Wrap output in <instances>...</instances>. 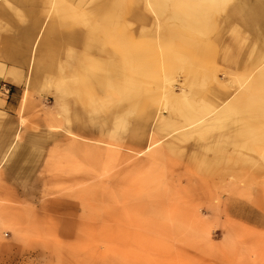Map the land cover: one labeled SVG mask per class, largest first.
Listing matches in <instances>:
<instances>
[{"label": "rangeland", "instance_id": "374dc122", "mask_svg": "<svg viewBox=\"0 0 264 264\" xmlns=\"http://www.w3.org/2000/svg\"><path fill=\"white\" fill-rule=\"evenodd\" d=\"M258 11L264 0H0V66L21 79L0 76V264H105L96 245L120 255L112 264H264V190L249 185L264 179L221 176L219 149L206 160L194 126L167 123L182 120L170 94L202 107L240 91L246 63L234 59L264 51L249 36L262 28L243 15ZM104 15L112 29L98 27ZM84 76L97 95L75 88ZM90 104L124 110L100 133ZM146 108L162 110L148 120ZM138 127L142 139L119 146ZM188 132L179 152L147 157L152 141ZM232 197L249 206L230 212ZM132 252L136 263L124 260Z\"/></svg>", "mask_w": 264, "mask_h": 264}, {"label": "bare ground", "instance_id": "6f19581e", "mask_svg": "<svg viewBox=\"0 0 264 264\" xmlns=\"http://www.w3.org/2000/svg\"><path fill=\"white\" fill-rule=\"evenodd\" d=\"M153 1L154 0H146L149 4ZM243 15L248 22L256 24L258 27L262 28L256 31V35L255 29L254 31L249 30L250 38L255 37L252 43L256 40V44H261L264 40V14L258 11ZM102 18L103 22L98 27L100 29H112L111 19L106 15ZM25 34L27 36H32L33 32L29 29L25 32ZM39 43L40 38L37 37L31 49L26 82L31 81V71H33V66L35 64ZM258 46L263 49L261 45ZM244 51L245 50H241V53L236 59H234L233 63L235 66H241L246 63V68L243 72L244 76L238 75L235 77L236 80L234 79L237 81L238 87H240V91L237 94L230 92V90L225 91L221 89L222 92L218 91L217 95H215V100H204L202 107H200L201 105L199 107H194L191 104H188L194 109L187 106V104H185V106H181L182 104H179L182 100L184 101L188 99L186 97H181L185 94L178 96L170 94L172 100H168V109L170 112L172 111V114H178L182 120L178 119L175 115L177 120H169L167 123H175L182 128L188 125L194 126L193 132L206 138V142L199 140L196 145V149L198 150L197 153L204 151L200 153L199 156H203L206 160L211 157V151L219 149L220 156H218V159L221 168V176L225 178H228L229 176L236 177V174L239 171L244 170L245 173H252V179H257L259 177L264 179V51L250 50L252 51L250 56H247V52ZM21 54H23L21 62L26 66L28 64L27 50L19 52V55ZM0 76L3 80L11 84L21 81L15 71L7 70L3 66H0ZM95 79V76L92 78H86V76H84L81 78V81H75V88L79 89L80 87H84V92H91V94H93L92 91H94L95 95H97L96 88L94 86H97L99 83L95 81ZM171 81V79L165 78L162 83L166 86L169 92H172L173 85ZM106 84L110 87L111 84L113 85V82L107 81ZM210 87L211 89H206L207 94L209 89L211 94H216L214 91H216L215 88L217 86L212 84ZM95 95L90 97L95 99L97 98ZM231 95L234 97L229 99ZM25 99L26 92L23 93L22 102H24ZM123 110V107H118V110H114L112 112L110 111L105 114L98 113L96 115L97 108H94L93 104H90L89 109L90 113L93 114V118H96L94 125L97 124L96 129L99 128L100 133H105L107 131L106 128H109L105 126H108V121L111 119L112 114L116 113L119 115ZM161 110L162 109L158 108L154 110L152 108H146L143 111V114L148 120H154L158 112L161 113ZM123 119L124 117L122 120ZM85 123L82 124L84 128H86ZM214 130L215 132H218V135L210 137L208 132L213 133ZM193 132H188L181 136L177 135L175 136L178 138L177 140L172 139L163 147L156 146L152 149V145L155 143L152 141L147 146V151H149L147 157L152 155L150 159H153L157 155L179 152L180 149L183 148L189 141L188 139L193 136ZM142 133V128H132L129 136H118L123 141V143L119 146L125 147L129 143L141 140ZM155 151L158 152L155 153ZM191 156L196 155L192 153ZM232 159L234 160L233 163H231ZM248 175H245L246 180L249 178ZM252 183H256L257 185L259 184L260 188L264 190V182H251L249 185ZM219 204L220 203L216 204V206L219 207ZM240 204L249 206L247 203L242 202L236 197H232L228 203L227 210L235 214V208ZM91 248V252L99 254L96 261H103L105 264H112L113 261L120 257L119 254H110L109 252L111 251V248L109 247L96 245ZM93 253H91V256H93ZM101 253L102 257H100ZM134 256L135 252H132L131 254L126 253L124 255V260L136 263V257Z\"/></svg>", "mask_w": 264, "mask_h": 264}, {"label": "crops", "instance_id": "0c3cea01", "mask_svg": "<svg viewBox=\"0 0 264 264\" xmlns=\"http://www.w3.org/2000/svg\"><path fill=\"white\" fill-rule=\"evenodd\" d=\"M12 85H14V84H12ZM8 91V97L10 96L11 98H13V96H14V90L12 91V92H10V90H7Z\"/></svg>", "mask_w": 264, "mask_h": 264}]
</instances>
